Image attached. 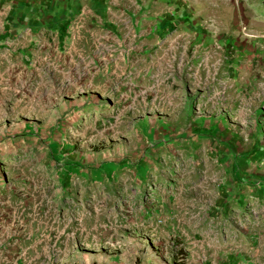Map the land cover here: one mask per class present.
<instances>
[{"label":"rangeland","instance_id":"obj_1","mask_svg":"<svg viewBox=\"0 0 264 264\" xmlns=\"http://www.w3.org/2000/svg\"><path fill=\"white\" fill-rule=\"evenodd\" d=\"M160 3L0 80V264L264 259V0Z\"/></svg>","mask_w":264,"mask_h":264},{"label":"crops","instance_id":"obj_2","mask_svg":"<svg viewBox=\"0 0 264 264\" xmlns=\"http://www.w3.org/2000/svg\"><path fill=\"white\" fill-rule=\"evenodd\" d=\"M159 1L0 0V80L19 78L22 58H45L54 44L67 45L75 38L94 37L97 33L108 37V31L116 27V13L156 8L162 5ZM248 263L264 264V259Z\"/></svg>","mask_w":264,"mask_h":264}]
</instances>
